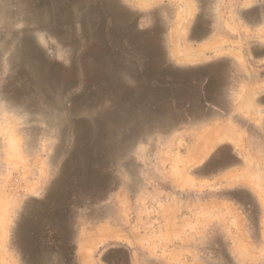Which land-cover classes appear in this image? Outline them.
I'll return each instance as SVG.
<instances>
[{
	"label": "rangeland",
	"instance_id": "1",
	"mask_svg": "<svg viewBox=\"0 0 264 264\" xmlns=\"http://www.w3.org/2000/svg\"><path fill=\"white\" fill-rule=\"evenodd\" d=\"M127 7L0 0V264L264 258L251 191L175 184L185 116L156 83L173 76L159 40L133 27ZM185 112L202 117L196 106ZM221 196L246 210L256 253L235 255L231 226L207 215Z\"/></svg>",
	"mask_w": 264,
	"mask_h": 264
},
{
	"label": "crops",
	"instance_id": "2",
	"mask_svg": "<svg viewBox=\"0 0 264 264\" xmlns=\"http://www.w3.org/2000/svg\"><path fill=\"white\" fill-rule=\"evenodd\" d=\"M125 1L133 27L159 40L165 68L173 76L156 83L171 90L169 101L185 116L186 128L178 137L184 146L176 154L175 184L178 189L213 184L251 191L260 208L259 253L263 254L264 0ZM192 106L202 112L201 118L186 114ZM226 155L230 161L211 172L213 178L202 176L200 171L210 159ZM210 207L207 215L231 226L227 235L235 255L258 251L240 202L221 196ZM251 261L264 264V258Z\"/></svg>",
	"mask_w": 264,
	"mask_h": 264
}]
</instances>
